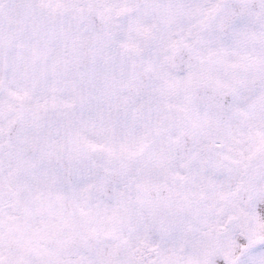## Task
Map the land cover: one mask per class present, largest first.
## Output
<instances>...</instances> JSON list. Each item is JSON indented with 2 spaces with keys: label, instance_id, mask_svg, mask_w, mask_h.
<instances>
[{
  "label": "snow or ice",
  "instance_id": "1",
  "mask_svg": "<svg viewBox=\"0 0 264 264\" xmlns=\"http://www.w3.org/2000/svg\"><path fill=\"white\" fill-rule=\"evenodd\" d=\"M0 264H264V0H0Z\"/></svg>",
  "mask_w": 264,
  "mask_h": 264
}]
</instances>
